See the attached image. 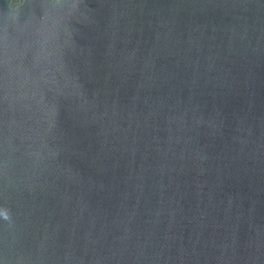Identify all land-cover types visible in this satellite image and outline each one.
Returning <instances> with one entry per match:
<instances>
[{
	"label": "water",
	"instance_id": "95a60500",
	"mask_svg": "<svg viewBox=\"0 0 264 264\" xmlns=\"http://www.w3.org/2000/svg\"><path fill=\"white\" fill-rule=\"evenodd\" d=\"M0 264H264V0H0Z\"/></svg>",
	"mask_w": 264,
	"mask_h": 264
}]
</instances>
